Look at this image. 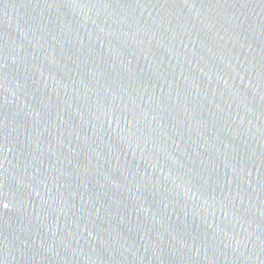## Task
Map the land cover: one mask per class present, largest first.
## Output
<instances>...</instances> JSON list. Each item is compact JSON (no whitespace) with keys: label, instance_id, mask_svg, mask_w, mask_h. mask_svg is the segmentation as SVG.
I'll return each mask as SVG.
<instances>
[{"label":"water","instance_id":"95a60500","mask_svg":"<svg viewBox=\"0 0 264 264\" xmlns=\"http://www.w3.org/2000/svg\"><path fill=\"white\" fill-rule=\"evenodd\" d=\"M0 264H264V0H0Z\"/></svg>","mask_w":264,"mask_h":264}]
</instances>
